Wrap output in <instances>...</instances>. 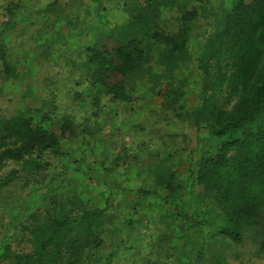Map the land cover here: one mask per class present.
I'll use <instances>...</instances> for the list:
<instances>
[{
  "label": "trees",
  "instance_id": "1",
  "mask_svg": "<svg viewBox=\"0 0 264 264\" xmlns=\"http://www.w3.org/2000/svg\"><path fill=\"white\" fill-rule=\"evenodd\" d=\"M212 1L132 0L124 6L128 10L125 22L112 27L117 46L102 51L94 44L82 53V67L99 94L92 100L94 105L100 101V94L116 102L128 101V82L145 78L153 85L166 82L164 95L169 109L182 101L186 88L198 89L199 102L188 118L197 129H207L219 143L213 153L199 155L190 177L220 220L216 227L212 215L200 221L195 214L175 210L181 220L179 226L188 236L201 234L200 241L191 238L177 245L174 240L177 248H172L178 253L186 254L190 245H197L196 255L200 256L190 264H230L245 258L244 238L260 228L264 212V0H234L224 10L213 11L209 22L212 31L194 52L191 42L198 10ZM175 8L178 16L175 27L170 28L164 15ZM3 52L0 46V81L8 82L19 75ZM181 68L188 71L187 76L177 79ZM111 78L121 81L106 83ZM41 119L35 122L26 113L3 117L0 111V173L9 164L15 166L0 175V195L12 184H18L21 191L29 186L39 191L42 172L49 165L44 164V156H68L63 152V142L79 137L78 126L70 117L61 119L59 136L50 129L44 112ZM157 164V186L166 192V198L180 195L187 185L163 160ZM45 194L48 207L42 213H30L18 226V238L14 239L29 249L16 251L10 241L3 243L0 264H96L102 251L113 249L109 262L131 249L126 245L122 249L113 240L120 232H114L106 204L75 214L74 203L68 202L66 193ZM203 223H209L204 232ZM128 224L131 229L132 223ZM157 251L154 257L146 247L139 258L123 264H168L160 246ZM259 253L264 256V237Z\"/></svg>",
  "mask_w": 264,
  "mask_h": 264
},
{
  "label": "rangeland",
  "instance_id": "2",
  "mask_svg": "<svg viewBox=\"0 0 264 264\" xmlns=\"http://www.w3.org/2000/svg\"><path fill=\"white\" fill-rule=\"evenodd\" d=\"M130 1L0 0V46L19 75L8 82L0 81L2 116L26 113L39 123L44 112L50 129L58 136L61 119L70 117L78 126L79 136L63 142V152L68 156H44V164L49 165L42 172L44 180L39 191L33 186L21 191L18 184L2 191L0 245L10 241L16 251L29 249L14 240L18 238V226L30 213L44 212L48 207L45 193L49 192L66 193L68 202L74 203L75 214L108 206L112 228L120 232L113 240L122 249L123 245L131 249L112 255L109 262L113 249L102 251L96 264L136 260L146 247L156 257L159 246L168 264H190L200 256L196 255L197 245L189 246L191 253H186L185 247L186 254L174 248L191 238L200 241L201 234L188 236V231L179 226L181 220L175 210L195 214L200 221L212 215L213 224L219 225L220 216L208 199L200 197L202 190L193 186L190 177L199 155L213 153L219 143L207 129H197L188 118L199 102L197 88H186V95L173 109L165 104L166 82L153 85L147 78L128 82L126 102L100 94L98 104L92 103L99 94L82 67V53L94 44L102 51L117 46L112 27L125 22L128 10L124 6ZM233 1L214 0L199 8L191 42L194 52L212 31V12L224 10ZM164 16V21L174 28L177 9L166 11ZM187 73L181 68L177 79H184ZM190 79L195 76L192 74ZM119 80L106 79V83ZM161 160L187 185L176 197L166 198V192L156 184L160 174L157 163ZM14 167L7 165L0 175ZM128 222L132 223L131 229ZM208 225L203 223L202 232ZM263 237L264 212L260 228L244 238L242 249L247 256L230 264H264V256L259 253Z\"/></svg>",
  "mask_w": 264,
  "mask_h": 264
}]
</instances>
